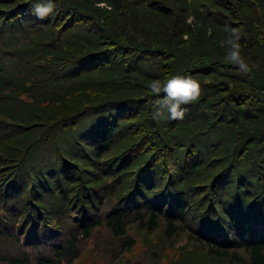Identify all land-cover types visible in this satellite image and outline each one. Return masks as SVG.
Segmentation results:
<instances>
[{
  "label": "trees",
  "instance_id": "trees-1",
  "mask_svg": "<svg viewBox=\"0 0 264 264\" xmlns=\"http://www.w3.org/2000/svg\"><path fill=\"white\" fill-rule=\"evenodd\" d=\"M39 2L0 0V264H264V0Z\"/></svg>",
  "mask_w": 264,
  "mask_h": 264
},
{
  "label": "clouds",
  "instance_id": "clouds-1",
  "mask_svg": "<svg viewBox=\"0 0 264 264\" xmlns=\"http://www.w3.org/2000/svg\"><path fill=\"white\" fill-rule=\"evenodd\" d=\"M55 6L54 0H41L34 5V11L43 19L53 13ZM97 6L110 7L106 3ZM225 32L227 35L221 41V46L227 48L225 61L238 65L242 73H248L251 69L241 55V30L225 26ZM148 89L156 97H160L163 93L162 98L153 101L151 112L153 120H182L186 112L182 106L198 101L201 96V84L191 74L172 75L164 82L159 79L152 80L148 84Z\"/></svg>",
  "mask_w": 264,
  "mask_h": 264
}]
</instances>
